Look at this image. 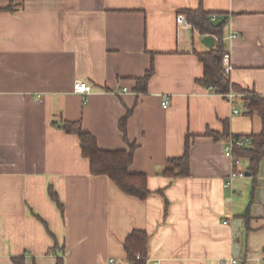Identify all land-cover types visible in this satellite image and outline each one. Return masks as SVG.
I'll list each match as a JSON object with an SVG mask.
<instances>
[{"label": "crops", "instance_id": "obj_1", "mask_svg": "<svg viewBox=\"0 0 264 264\" xmlns=\"http://www.w3.org/2000/svg\"><path fill=\"white\" fill-rule=\"evenodd\" d=\"M197 8L225 19L232 102L198 82L196 53L209 48L180 12ZM151 64L146 90L136 91ZM76 79L91 87L85 97ZM245 93L264 96V0H22L0 11V264H127L133 229L148 233L145 264H258L264 160L256 174L238 160L243 176L224 186L232 160L224 138L206 134L225 124L230 135L260 132ZM128 110L129 170L147 175L145 199L91 174L76 135L62 128L79 121L100 148H127L119 120ZM187 134L189 175L159 174Z\"/></svg>", "mask_w": 264, "mask_h": 264}, {"label": "trees", "instance_id": "obj_2", "mask_svg": "<svg viewBox=\"0 0 264 264\" xmlns=\"http://www.w3.org/2000/svg\"><path fill=\"white\" fill-rule=\"evenodd\" d=\"M22 0H10L9 4L0 8L3 10H13ZM192 27L202 34H214L217 37L215 44L206 51L197 52L196 56L203 65V73L198 82L206 87H211L217 93L225 94L229 91L237 92V87L231 84L227 73L223 71L222 56L225 52L222 26L225 19L212 21L208 13L201 8L180 10ZM153 72V64L143 76L136 78V91H145L147 81ZM245 112L247 114H257L261 118V130L259 133L245 135L249 137V144L232 146L233 168L236 170V163L240 159L247 160L246 172L256 174L260 162L264 160V96L245 93L243 96ZM130 110L120 118L119 128L123 134L127 148L122 149H102L98 146L95 136L81 128L79 121H62V128L66 133L76 135L83 157L88 159L91 174L106 175L124 193L145 199L151 193L147 187V175L142 172L129 170V165L133 159V152L136 143L130 142L126 135V121L130 115ZM206 134L213 138H224L225 142L234 141L243 136L230 135L225 124L222 134L207 130ZM191 136L187 134L184 138L183 152L180 156H172L166 159L164 166L158 172L161 175L176 178L189 175V151ZM161 194L160 190L157 191ZM48 194L62 212V204L59 201L56 191L48 188ZM46 225V223H44ZM49 231V230H48ZM148 233L143 229H133L125 238L123 247L126 253V263L145 264L147 257ZM138 256V257H137ZM15 263L20 264V260L15 258ZM60 259L56 264H61Z\"/></svg>", "mask_w": 264, "mask_h": 264}, {"label": "built area", "instance_id": "obj_3", "mask_svg": "<svg viewBox=\"0 0 264 264\" xmlns=\"http://www.w3.org/2000/svg\"><path fill=\"white\" fill-rule=\"evenodd\" d=\"M214 19V15L212 16V20ZM238 34L233 33L231 34L232 37H236ZM222 65H223V71L225 73H228L231 69V63H230V57H229V53L225 52L222 56ZM211 89V87H209ZM73 90L77 93H80L83 97H85L90 91H91V87L86 84L85 82H83L82 80L76 79L74 81L73 84ZM230 102L233 101L234 97L236 96V94H234V92L229 91L225 94H223ZM169 105V100L168 98H164L162 101V106L163 107H167ZM233 113L237 114L239 113L238 109H233L232 110ZM244 144H249V137L247 136H243L239 139H235L234 141H227L224 143V154L228 157L231 158L232 163H233V155H232V146H241ZM243 172L242 171H237V170H232L228 176V179L224 182V186H229L231 183V179L236 177V176H243ZM138 257V256H137ZM110 262L113 263L114 259H110ZM232 263H236L237 260L232 258L231 259ZM258 264H264V252L261 255V258L258 262Z\"/></svg>", "mask_w": 264, "mask_h": 264}, {"label": "water", "instance_id": "obj_4", "mask_svg": "<svg viewBox=\"0 0 264 264\" xmlns=\"http://www.w3.org/2000/svg\"><path fill=\"white\" fill-rule=\"evenodd\" d=\"M201 42L208 48L212 47L214 44V37L211 34H205L201 38ZM248 174V172H246ZM128 264H133V263H128Z\"/></svg>", "mask_w": 264, "mask_h": 264}]
</instances>
